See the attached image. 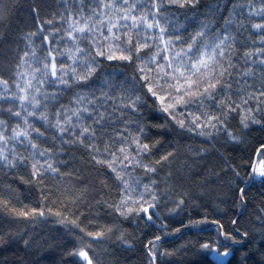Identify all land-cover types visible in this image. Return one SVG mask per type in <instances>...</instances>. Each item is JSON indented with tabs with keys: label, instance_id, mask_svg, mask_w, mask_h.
<instances>
[{
	"label": "snow or ice",
	"instance_id": "obj_1",
	"mask_svg": "<svg viewBox=\"0 0 264 264\" xmlns=\"http://www.w3.org/2000/svg\"><path fill=\"white\" fill-rule=\"evenodd\" d=\"M0 264H264V0H0Z\"/></svg>",
	"mask_w": 264,
	"mask_h": 264
},
{
	"label": "trees",
	"instance_id": "obj_2",
	"mask_svg": "<svg viewBox=\"0 0 264 264\" xmlns=\"http://www.w3.org/2000/svg\"><path fill=\"white\" fill-rule=\"evenodd\" d=\"M190 259H195L194 257H190Z\"/></svg>",
	"mask_w": 264,
	"mask_h": 264
}]
</instances>
